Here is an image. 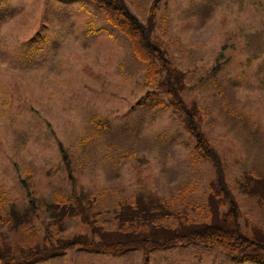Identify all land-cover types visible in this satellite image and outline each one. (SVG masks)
<instances>
[{"label": "rangeland", "instance_id": "rangeland-1", "mask_svg": "<svg viewBox=\"0 0 264 264\" xmlns=\"http://www.w3.org/2000/svg\"><path fill=\"white\" fill-rule=\"evenodd\" d=\"M124 1L141 23L154 16L155 39L182 76L181 98L222 157L241 227L264 233V203L240 187L250 172L264 178V0H161L153 13L156 0ZM135 58L95 3L0 0V213L12 215L0 223V249L21 250L26 239L47 243L56 195L74 202L60 145L83 206L99 214L105 231L117 230L122 207L145 195L173 201L172 227L185 220L181 212L204 221L196 206L208 202L216 172L193 157L180 114L158 84L146 85L145 64ZM146 94L151 99L135 107ZM87 229L69 217L57 232L50 228L51 240ZM144 259L141 249L77 247L31 264ZM148 264L264 263L192 243L152 249Z\"/></svg>", "mask_w": 264, "mask_h": 264}, {"label": "trees", "instance_id": "trees-1", "mask_svg": "<svg viewBox=\"0 0 264 264\" xmlns=\"http://www.w3.org/2000/svg\"><path fill=\"white\" fill-rule=\"evenodd\" d=\"M83 1L97 4L106 22L127 36L135 59L145 64L146 85L158 84L162 94L169 98L170 106H173L180 114L178 118L184 126L183 129L195 142L193 157L211 164L215 170L216 177L210 186L208 202L202 208L196 206L202 211L204 221H196L185 212H181L179 214L183 215L185 220H178L177 225L172 227L169 222L176 217L171 207V205L174 206L173 201L165 202L163 198L145 195L139 199L138 206L131 204L122 207V212L115 217L117 230L105 231L101 226L99 214L83 206V201L77 193V179L73 176L68 153L60 145V151L65 156L66 172L72 186L74 202L69 204V199L65 195H56L51 208L54 220L50 228L56 231L58 226L63 227L65 219L78 217L87 226L90 234L79 232L72 234L69 238L51 240L52 231L47 227L49 229L46 232L49 237L47 243L35 245L34 241L26 239V246H23L21 250L0 249V264H31L47 260L52 256L64 255L68 251L76 250L77 247L97 253L113 254L141 249L145 252L144 264H148L152 249L192 243L206 244L224 250L235 255L239 260L264 263V233L258 230L245 231L241 227L239 223L241 209L233 191L228 186L222 157L215 152L206 134L200 129L197 114L181 98L178 85L181 83L182 76L172 67L166 52L155 39L154 16L148 18V22L144 24L130 11L124 0ZM160 1L156 0L152 13ZM30 43L33 41L30 40ZM146 95L135 107L144 106L151 99L150 94ZM254 174L253 172L245 174L240 187L246 194L257 197L264 203V178ZM26 191L27 197L30 198V190L26 189ZM5 199V194H1L0 209L6 204ZM34 210L35 206L31 200L30 211L35 212ZM11 217V214L5 217L0 213V223Z\"/></svg>", "mask_w": 264, "mask_h": 264}]
</instances>
